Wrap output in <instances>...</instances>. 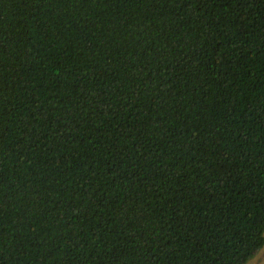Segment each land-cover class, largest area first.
<instances>
[{"label":"trees","instance_id":"1","mask_svg":"<svg viewBox=\"0 0 264 264\" xmlns=\"http://www.w3.org/2000/svg\"><path fill=\"white\" fill-rule=\"evenodd\" d=\"M264 246V0H0V264H246Z\"/></svg>","mask_w":264,"mask_h":264},{"label":"rangeland","instance_id":"2","mask_svg":"<svg viewBox=\"0 0 264 264\" xmlns=\"http://www.w3.org/2000/svg\"><path fill=\"white\" fill-rule=\"evenodd\" d=\"M246 264H264V246Z\"/></svg>","mask_w":264,"mask_h":264},{"label":"snow or ice","instance_id":"3","mask_svg":"<svg viewBox=\"0 0 264 264\" xmlns=\"http://www.w3.org/2000/svg\"><path fill=\"white\" fill-rule=\"evenodd\" d=\"M255 247H256V245L253 247L252 254H255Z\"/></svg>","mask_w":264,"mask_h":264}]
</instances>
